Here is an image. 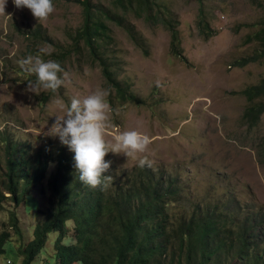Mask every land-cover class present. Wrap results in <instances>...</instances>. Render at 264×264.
Listing matches in <instances>:
<instances>
[{
  "label": "rangeland",
  "instance_id": "1",
  "mask_svg": "<svg viewBox=\"0 0 264 264\" xmlns=\"http://www.w3.org/2000/svg\"><path fill=\"white\" fill-rule=\"evenodd\" d=\"M152 1L156 4L154 14L179 22L180 47L186 62L171 53V35L162 24L125 11L114 0H92L94 6L111 16L104 18L109 31L100 38L101 54L111 64L117 81L134 97L123 102L109 87L101 66L91 59L83 42L79 50L73 49L70 33L84 22L81 2L54 0L55 12L39 23L29 9H18L13 0H7L5 12H0V131L8 129L6 134L29 147L30 152L45 146L54 149L62 144L49 131L56 116L62 117L66 111L57 101L67 106L72 97L83 99L98 89H109L107 102L112 111L106 140L115 143L117 135L129 130L147 134L152 140L146 153H137L129 160L125 155L109 153L105 159L111 161L117 175L135 168L137 160L147 156L153 161L151 168L177 178L183 190L178 202L169 207L177 219L189 215L197 204L230 209L233 198L246 208L260 209L264 215V165L258 162L256 153L264 137V115L250 130L243 120L250 104L241 94L264 78V59L242 68L234 65L255 54L258 44L245 40L259 27L245 25L264 23V10L251 0ZM201 7L214 36L206 38L199 32ZM39 26L43 37L34 32ZM41 48L51 52L43 55L44 60H55L54 55L70 51L63 62L71 77L67 89L42 91L40 95L28 90V82L35 79H30L33 75L24 72L18 62L40 54ZM4 145L0 140L2 180ZM54 167L51 165L50 171ZM49 193L45 179L30 191L27 203L23 201L17 207L22 235L9 226L8 209L14 204L4 201L0 233L10 231L15 251L34 237L35 226L44 221ZM73 230L68 224L69 236H73ZM57 236L52 233L49 237V256H55ZM21 261L22 257L14 254L0 256V264ZM42 261L38 258L33 264Z\"/></svg>",
  "mask_w": 264,
  "mask_h": 264
},
{
  "label": "trees",
  "instance_id": "2",
  "mask_svg": "<svg viewBox=\"0 0 264 264\" xmlns=\"http://www.w3.org/2000/svg\"><path fill=\"white\" fill-rule=\"evenodd\" d=\"M77 1L84 6V22L70 33L73 49L79 50L83 42L118 98L123 102L133 101L134 97L117 81L111 64L101 54L100 38L109 31L104 18L111 16L105 9L94 6L92 0ZM114 2L125 11L146 16L155 25L162 24L171 35V53L187 61L180 47L178 21L161 13L154 14L156 4L152 0ZM251 2L264 10V0ZM245 26L259 27L245 40L247 44H258V48L252 56L234 63L241 68L264 59L263 21ZM198 29L206 38L215 35L202 7ZM34 32L43 37L42 27H36ZM69 54L70 51L65 50L54 57L63 67ZM33 76L30 79H36ZM241 94L250 104L243 120L251 130L264 115V78ZM7 132L8 129L0 131V140L5 144L0 210L5 200L14 204L8 211L9 226L15 233L23 234L17 207L23 201L27 203L30 191L46 179L50 193L45 219L35 226L34 237L15 251L10 231H2L0 256L6 253L16 258L21 256V264H33L38 258L43 260L41 264H264V215L260 209L246 208L233 198L230 209L224 206L222 210L219 205L204 208V204H197L189 215L183 214L177 219L169 209L170 204L178 202L183 190L177 178L166 177L147 167L136 166L119 175L110 168L106 175L114 177L112 186L107 190L93 189L79 180L74 155L66 146L56 145L54 149L45 146L30 152L29 147L22 146ZM256 150L258 162L264 165V137L260 138ZM51 165H55L52 171ZM70 223L73 236L66 231ZM52 233L58 234L54 257L47 254Z\"/></svg>",
  "mask_w": 264,
  "mask_h": 264
},
{
  "label": "clouds",
  "instance_id": "3",
  "mask_svg": "<svg viewBox=\"0 0 264 264\" xmlns=\"http://www.w3.org/2000/svg\"><path fill=\"white\" fill-rule=\"evenodd\" d=\"M16 8H27L39 23L47 20L55 12L54 0H13ZM7 0H0V12H5ZM40 54L29 55L20 60V68L35 76L28 82V90L37 95L43 92L58 93L61 87L67 89L71 83L70 73L56 60H44L43 55H51L41 48ZM109 89H98L83 99L72 97L70 105L57 101L65 114L56 116L49 135L58 137L62 145L74 153V167L79 180L93 189L102 187L107 190L112 186L114 177L106 175L111 168V161H106L109 154L125 155L128 160L137 153H146L151 138L137 130L124 131L115 137V143L106 140V130L111 126L109 113L112 111L107 97ZM140 169L153 167V161L147 156L137 160Z\"/></svg>",
  "mask_w": 264,
  "mask_h": 264
}]
</instances>
